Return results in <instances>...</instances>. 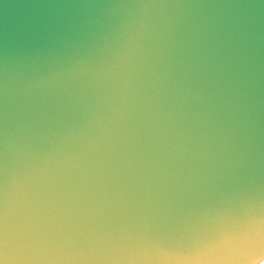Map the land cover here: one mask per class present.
I'll use <instances>...</instances> for the list:
<instances>
[{"label":"water","instance_id":"obj_1","mask_svg":"<svg viewBox=\"0 0 264 264\" xmlns=\"http://www.w3.org/2000/svg\"><path fill=\"white\" fill-rule=\"evenodd\" d=\"M264 0H0V264L264 263Z\"/></svg>","mask_w":264,"mask_h":264},{"label":"snow or ice","instance_id":"obj_2","mask_svg":"<svg viewBox=\"0 0 264 264\" xmlns=\"http://www.w3.org/2000/svg\"><path fill=\"white\" fill-rule=\"evenodd\" d=\"M262 237H264V234H262Z\"/></svg>","mask_w":264,"mask_h":264},{"label":"bare ground","instance_id":"obj_3","mask_svg":"<svg viewBox=\"0 0 264 264\" xmlns=\"http://www.w3.org/2000/svg\"><path fill=\"white\" fill-rule=\"evenodd\" d=\"M264 264V263H263Z\"/></svg>","mask_w":264,"mask_h":264}]
</instances>
